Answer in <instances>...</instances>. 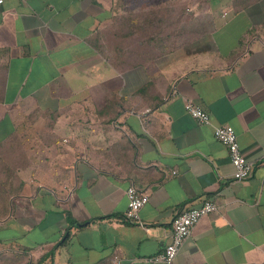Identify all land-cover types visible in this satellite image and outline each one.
Listing matches in <instances>:
<instances>
[{"label": "crops", "instance_id": "1", "mask_svg": "<svg viewBox=\"0 0 264 264\" xmlns=\"http://www.w3.org/2000/svg\"><path fill=\"white\" fill-rule=\"evenodd\" d=\"M16 145L0 264H168L149 258L208 199L170 264H264V0H4L0 147Z\"/></svg>", "mask_w": 264, "mask_h": 264}, {"label": "built area", "instance_id": "2", "mask_svg": "<svg viewBox=\"0 0 264 264\" xmlns=\"http://www.w3.org/2000/svg\"><path fill=\"white\" fill-rule=\"evenodd\" d=\"M3 2L4 0H0V4ZM185 104L186 108L200 123H212L210 113L199 104L191 100H187ZM214 134L228 148L231 161L234 164L233 178L235 180L246 178L251 172L252 163L248 160L240 146L236 128L232 124H217L214 125ZM126 194L128 197V207L125 211V216L131 221L144 225V222L140 219L139 211L149 200V192L132 183L126 188ZM215 209H217V204L214 200L208 199L197 207L188 208L178 213L173 220L171 240L162 251L151 256L149 259L155 262L172 263L178 255L183 242L190 236L192 229L201 217Z\"/></svg>", "mask_w": 264, "mask_h": 264}, {"label": "rangeland", "instance_id": "3", "mask_svg": "<svg viewBox=\"0 0 264 264\" xmlns=\"http://www.w3.org/2000/svg\"><path fill=\"white\" fill-rule=\"evenodd\" d=\"M14 148H17V152ZM22 146L11 147L9 152H0V196H5L7 192L13 193L15 186L18 184L19 178L15 176L18 166H22L20 158L22 154ZM13 195V194H12Z\"/></svg>", "mask_w": 264, "mask_h": 264}, {"label": "trees", "instance_id": "4", "mask_svg": "<svg viewBox=\"0 0 264 264\" xmlns=\"http://www.w3.org/2000/svg\"><path fill=\"white\" fill-rule=\"evenodd\" d=\"M20 146V145H19ZM11 147H18V145L16 146H11ZM11 147H8L7 146H2L0 147V152H6L7 151L9 152L10 148ZM15 151L17 152V148H14ZM17 170V168H16ZM15 169L12 168V172L16 171ZM20 179L18 181V184L15 186V189L20 187ZM13 193H10V192H7V194L5 196H0V218H4L8 215V212H9V199H10V196L12 195Z\"/></svg>", "mask_w": 264, "mask_h": 264}]
</instances>
